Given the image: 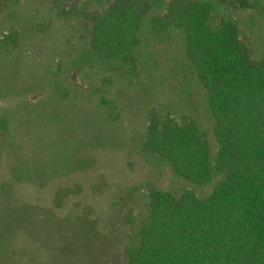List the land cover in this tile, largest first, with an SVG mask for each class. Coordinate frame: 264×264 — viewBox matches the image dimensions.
Listing matches in <instances>:
<instances>
[{
  "label": "trees",
  "instance_id": "1",
  "mask_svg": "<svg viewBox=\"0 0 264 264\" xmlns=\"http://www.w3.org/2000/svg\"><path fill=\"white\" fill-rule=\"evenodd\" d=\"M21 1L0 0V24L30 26ZM59 1L66 20L76 7ZM99 2L82 10L79 50L42 72L22 68L25 29L0 31V264H113L115 225L106 231L111 220L87 204L81 178L124 142L119 93L150 88L153 47L167 43L205 91L214 140L188 105H153L134 149L214 186L201 197L148 182L146 210L125 216L122 263L264 264V58L249 53L235 15L252 3Z\"/></svg>",
  "mask_w": 264,
  "mask_h": 264
},
{
  "label": "rangeland",
  "instance_id": "2",
  "mask_svg": "<svg viewBox=\"0 0 264 264\" xmlns=\"http://www.w3.org/2000/svg\"><path fill=\"white\" fill-rule=\"evenodd\" d=\"M99 1L66 0L68 9H76L68 19L62 20L58 10L63 4L59 0H22L17 10L28 20L32 18L33 22L29 26L30 21L17 24V21L9 20L0 24V31L8 29L11 22L18 29H25L21 48L25 60L21 62L22 68L25 71L37 68L42 72L46 64L55 67L59 61L67 58L68 53L74 55L79 50L78 32L83 29L84 22L82 10L86 3L89 8L99 6ZM249 1L252 6L235 12V15L243 23V39L249 53L253 58L260 59L264 58V0ZM27 29L33 31L30 33ZM153 51L158 66L153 69L150 88L141 91L121 89L119 93L124 142L119 149L104 154L91 171L80 177L84 183V192L89 197L87 204L98 212H104L111 220L106 225V231L112 224L115 225L116 249L109 257L113 264H123L125 260L119 246L123 241L125 245L127 241L128 225L125 224V216L130 211L137 213L146 210L144 192L148 182L175 193L191 188L201 197L207 196L214 186V183L204 186L192 184L176 176L166 165L152 166L134 149V138L146 127V109L153 105L165 109L176 106L180 108L181 114L188 113L184 108L188 105L208 132L211 141L214 140L213 118L206 104L205 91L193 70L186 64V69H183L182 49L176 44L167 43L154 46ZM133 83V86L138 85V80L135 79ZM187 86L191 90L183 96L181 92ZM118 239L121 241L118 242Z\"/></svg>",
  "mask_w": 264,
  "mask_h": 264
}]
</instances>
